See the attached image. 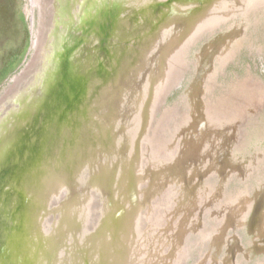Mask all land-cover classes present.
<instances>
[{
	"label": "bare ground",
	"instance_id": "obj_1",
	"mask_svg": "<svg viewBox=\"0 0 264 264\" xmlns=\"http://www.w3.org/2000/svg\"><path fill=\"white\" fill-rule=\"evenodd\" d=\"M34 2L40 29L32 60L0 100V264H181L172 227L185 218L157 184L167 169L184 173V153L168 161L158 146L176 112L155 135L149 129L188 45L221 12L245 15L264 0ZM237 34L216 45L220 63L239 44ZM201 59L199 73L214 79L216 68ZM200 76L185 120L196 124L190 167L198 164L201 182L230 157L235 168L252 166L222 131L257 93L241 83L212 99L204 94L212 82L204 88ZM162 161L165 171L156 168ZM240 198L246 209L252 199Z\"/></svg>",
	"mask_w": 264,
	"mask_h": 264
},
{
	"label": "rangeland",
	"instance_id": "obj_2",
	"mask_svg": "<svg viewBox=\"0 0 264 264\" xmlns=\"http://www.w3.org/2000/svg\"><path fill=\"white\" fill-rule=\"evenodd\" d=\"M38 10L40 12L34 0H0V98L11 86V79L21 73L30 59L33 39L35 42L39 33L36 31ZM224 15L221 12L219 18L210 22L209 27L185 49L186 64L180 78L171 85L172 89L160 103L149 129L150 135H155L159 123L170 111L176 112V116L167 121L158 146L168 161L179 162L180 154L184 153L185 163L180 167L184 168V173L177 177L170 169L162 168L163 161L156 168L166 170L157 184L164 188L168 205L171 210L181 213L179 218H185L181 224L172 227V242L174 236L179 233L181 236L178 238L183 245L181 264H264V227L261 223L264 216V156L257 159L256 164V156L264 154V8L245 15ZM233 32L238 33L236 40L240 42L222 64L216 45L222 38L233 37ZM202 56L207 57V61L209 58L208 64L213 70L216 68L214 79L199 73ZM197 76H200L198 85L203 84L204 88L212 82V89L204 93L212 99H223L232 90L239 89L241 83L255 88L251 94H257L251 95L248 104L244 103L245 110L239 113L240 106L233 110V117L239 113L238 120L233 126L229 123L226 132L222 131L230 132L235 154L236 151L238 155L247 151L245 156L253 167L246 164L247 169L235 168V157H230L225 168L215 166L208 170L206 161L200 171L207 169L209 172L201 182V173L194 172L198 164H192L193 170L190 167L196 162V158L190 161L196 124L190 127L185 117ZM203 97L200 95L199 98L202 100ZM180 118L179 128L177 119ZM185 151L189 154L185 155ZM173 153L179 155L172 157ZM242 195L252 199L246 209L241 208ZM187 222H191L189 226Z\"/></svg>",
	"mask_w": 264,
	"mask_h": 264
},
{
	"label": "water",
	"instance_id": "obj_3",
	"mask_svg": "<svg viewBox=\"0 0 264 264\" xmlns=\"http://www.w3.org/2000/svg\"><path fill=\"white\" fill-rule=\"evenodd\" d=\"M38 12H39V10H38ZM37 27H38V29L36 30L37 31V33H38V31H39V28H40V12L38 13V21H37ZM36 34V33H35ZM37 36V35H36ZM34 38H36V37H34ZM37 39V38H36ZM33 42H34V39H33ZM33 42H32V48H31V54H30V59H29V61L26 63V65L24 66V68L22 69V71H21V73H19L17 76H15V77H13L12 79H11V81H10V83H11V86L10 87H12V84H14V81L16 80V78L17 77H21L22 75H24V73H25V71L27 70V68L29 67V65H30V61H31V59H32V56H33V54H34V47H33ZM9 87V88H10ZM8 88V89H9ZM7 89V90H8ZM6 90V91H7ZM5 91V92H6ZM4 95V94H3ZM3 98V96L0 98V100Z\"/></svg>",
	"mask_w": 264,
	"mask_h": 264
}]
</instances>
